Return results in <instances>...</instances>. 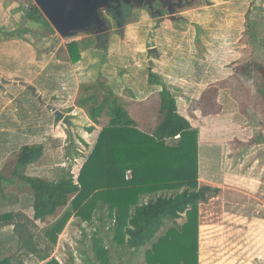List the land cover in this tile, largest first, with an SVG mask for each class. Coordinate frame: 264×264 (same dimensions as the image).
<instances>
[{
  "label": "rangeland",
  "instance_id": "1",
  "mask_svg": "<svg viewBox=\"0 0 264 264\" xmlns=\"http://www.w3.org/2000/svg\"><path fill=\"white\" fill-rule=\"evenodd\" d=\"M187 2L175 10L174 17L164 11V19L147 7L129 6L124 24L115 25L108 19L107 32L113 37L105 44L96 43L91 33L63 38L47 27L44 18L29 19L30 13L22 16L19 27L29 32L20 31L22 38L0 40V177L11 179L3 182L8 200L0 197L5 204L0 213L20 210L34 216L31 187L13 177L24 146L43 147L40 159L22 169L24 174L56 180L70 171L76 177L97 132L110 125L108 111L113 102L119 100L123 107V97L130 92L127 86L135 97L142 98L146 77L155 73L168 83L174 99L176 93L170 85H180L178 91L184 98H179L177 112L190 113L192 125L224 143L222 148L201 154V178L225 187L203 203L208 205L205 229L215 234L202 241L201 253L241 250L251 255L244 264H264V0ZM253 21L259 23L260 40L250 37L249 23ZM256 27L252 24V30ZM74 39H84L89 49L76 66L66 49ZM163 88L159 85L154 90H160L162 97ZM105 101L108 104L102 114L94 118L93 107ZM154 108L156 114L163 112ZM156 116L155 122L162 120V115ZM64 210L59 208L46 222H38L39 229L53 223ZM238 212H242V225L248 232L240 238L243 243L236 244L235 235L230 237L233 243H224L223 229L230 223L236 225ZM101 223L81 225L73 217L59 235L52 255L61 264H90L89 246ZM13 235V226L0 229L5 255L16 251ZM106 242L110 243L108 238ZM152 242L138 250L124 247L121 256L113 251L115 263L145 264V251ZM20 259L23 264H43L30 260L32 254L20 255Z\"/></svg>",
  "mask_w": 264,
  "mask_h": 264
},
{
  "label": "trees",
  "instance_id": "2",
  "mask_svg": "<svg viewBox=\"0 0 264 264\" xmlns=\"http://www.w3.org/2000/svg\"><path fill=\"white\" fill-rule=\"evenodd\" d=\"M28 16L31 20L44 18L47 27L53 29L36 4H32ZM127 16L128 13L119 16L118 25L124 24ZM249 25L250 37L258 38L252 31V23ZM20 31L29 32L20 28L10 31L0 26V40L22 38ZM85 44L86 41L77 40L67 44L71 62L82 59L81 46ZM150 83L164 86V121L157 133L140 130L115 100L108 111L110 125L101 130L77 177L70 171L56 180L26 175L22 169L40 159L43 147L21 149L13 177L31 187L34 216L20 210L0 213V228L14 227L11 239L17 247L13 255H5L2 250L6 242L1 241L0 264H23L20 255L30 257L31 254L32 261L61 264L52 253L59 235L73 217L81 225L102 222L97 225L89 246L90 264H116L113 251L121 256L124 247L138 250L152 241L145 251V264H199L200 204L220 189L200 185L198 129L178 114L176 100L158 74H151ZM106 104L107 101L93 107L91 115L97 118ZM94 129L91 126L89 130ZM128 171L132 173L131 178L127 177ZM4 181L11 179L0 177V197L7 201ZM4 205L0 202V208ZM59 208H65L62 215L40 230L38 222H46ZM181 219L185 221L180 223ZM166 222L169 224L165 232L156 237Z\"/></svg>",
  "mask_w": 264,
  "mask_h": 264
},
{
  "label": "crops",
  "instance_id": "3",
  "mask_svg": "<svg viewBox=\"0 0 264 264\" xmlns=\"http://www.w3.org/2000/svg\"><path fill=\"white\" fill-rule=\"evenodd\" d=\"M253 1H256V0H253ZM32 4H35L34 0L33 1L32 0H0V26H2V27L5 26L9 30H15V29L19 28L21 26L22 16H27V14L31 12ZM252 24L254 27H256L259 23L257 21H253ZM128 30L129 29H127L126 34H130ZM252 31H253V33L256 34V37H258L256 39L260 40L261 35L258 32L257 27L255 29H253ZM136 32L137 31L134 30L133 34H134V36L137 37ZM91 34H94V33H91ZM112 37H113V35L109 34L108 39H110ZM74 40H77L80 42L85 41L84 39H74ZM74 40L68 41V43H70ZM81 47H82V51H81L82 59L79 62L74 63L73 64L74 66L80 64L83 61L84 56L88 52L87 50H89V49L85 48V45H82ZM66 49H67V46H66ZM156 49L157 48L155 47L154 52L157 54L158 50H156ZM152 51L153 50L150 49L149 53H151ZM67 53H68V51H67ZM68 56H69V54H68ZM150 77H151V75H148L145 79L146 90L143 94H141L142 98H139L136 93L135 94L137 97H135V95L131 93V88L129 86L125 87L130 92H128L123 97V104H124L123 108L128 113V115L134 120L135 125L140 130H142L143 132L150 133V134H155V133H157V130L160 128V126L162 125V123L164 121V114H163V112H159L158 114L162 115V120L158 121L159 120L158 119L157 120L158 122L154 121V119L157 117L156 115H158L155 112L157 110L154 111V109H155L154 107L160 109V111L162 110V108H161L162 107V97L160 94V90L156 91V90H154V87H159V85H162V84H151L150 83ZM161 81L163 83H165L168 88H170L168 83H166V81H164V79H162V77H161ZM172 83L170 85L171 90L174 91L173 92L174 95L176 93L175 100H176V104H177V110H179V107H178V105L180 103L179 98L180 97L184 98V97H183V95H181V92L178 91L180 85L175 84L174 82H172ZM175 91H177V92H175ZM117 101H119V100H117ZM74 106H76V105H74ZM76 109H78V107H76ZM150 110H152L153 112H151ZM178 114L179 115L181 114L185 119L187 118L186 120L190 123L192 128L198 129V131H199V182H200V185L201 186H210L213 188H220V190H221V188H225L223 184H219V183H216L214 181L211 182L210 180H204L200 176L201 175V168H202V166H201L202 151H204L206 149L212 150V148H214V147L222 148L224 143L221 141L218 142V141L212 140L213 137L209 136V134H207V133L206 134L204 133L207 130L206 131H205V129L200 130L201 127H198L196 125H192L193 123L188 117L191 115L190 113L188 114V116H186L185 114H182L179 111ZM222 115L223 114L219 115L221 119H222ZM222 127H223V125H222ZM222 127L220 128L219 131H221L223 129ZM103 128L99 129V131L97 130L98 132H97V136H96V141H97V138H98V136H99V134ZM96 141H95V143H96ZM172 141L173 140H171V141L169 140V142H172ZM95 143H94V145H95ZM94 145H93V147H94ZM93 147H92V149H93ZM86 159H85V161H86ZM82 165H81L80 169L82 168ZM80 169H79V172H80ZM79 172L77 173V176H78ZM202 182L205 183L206 185H202ZM207 206H208L207 204L201 203L200 208H199V221H200V225H199V264H238V263L244 264V261L246 260L247 256H251V255L244 253V251H241V250H236V251L231 250V251H227V252H223V253L222 252L216 253V252H211V251L201 253L202 241L203 240L206 241L208 239L207 237L212 238V236L215 234L214 231H213L214 234H212L211 229H210V231L205 229L207 226V222L205 221V214L204 213L206 212L205 208ZM238 214H239V217H238ZM238 214H235L236 225L233 223L232 224L230 223L229 225H227V227H225L223 229L222 238H224V241H223L224 243H227V242L233 243L234 240L230 238L233 235H235L236 244H238L240 242L243 243L242 239L245 238L244 235L248 232V230H247V227L242 225V223H243L242 222V219H243L242 212H238ZM181 220H183V219H181ZM224 223H226V221ZM7 227H9V226H7ZM164 232H165V229L161 234H163ZM252 233L253 232H250V233H248V235H250ZM161 234H159V235H161ZM240 238H242V239H240ZM246 263H250V262H246Z\"/></svg>",
  "mask_w": 264,
  "mask_h": 264
},
{
  "label": "water",
  "instance_id": "4",
  "mask_svg": "<svg viewBox=\"0 0 264 264\" xmlns=\"http://www.w3.org/2000/svg\"><path fill=\"white\" fill-rule=\"evenodd\" d=\"M34 2L63 38L73 37L79 33H94L99 37L109 29V21L103 16V11L109 9V0H34ZM170 15L174 17L172 10ZM56 115L67 120V116L59 111H56Z\"/></svg>",
  "mask_w": 264,
  "mask_h": 264
},
{
  "label": "flooded vegetation",
  "instance_id": "5",
  "mask_svg": "<svg viewBox=\"0 0 264 264\" xmlns=\"http://www.w3.org/2000/svg\"><path fill=\"white\" fill-rule=\"evenodd\" d=\"M188 0H109V9H105L103 11V16L108 20H110L115 25L118 24V17L125 15L127 13V9L129 6L138 5L147 7L148 9L153 10V13L160 16L164 19V11L168 14L169 11L172 10L173 13L179 7H183ZM150 11V10H149ZM106 12V14H105ZM110 27V26H109ZM109 30V29H108ZM109 36L108 32L101 34L99 37L94 34L96 43L102 42L105 44L107 38Z\"/></svg>",
  "mask_w": 264,
  "mask_h": 264
},
{
  "label": "built area",
  "instance_id": "6",
  "mask_svg": "<svg viewBox=\"0 0 264 264\" xmlns=\"http://www.w3.org/2000/svg\"><path fill=\"white\" fill-rule=\"evenodd\" d=\"M127 177H128V178H131V177H132V173H131V171H128Z\"/></svg>",
  "mask_w": 264,
  "mask_h": 264
}]
</instances>
